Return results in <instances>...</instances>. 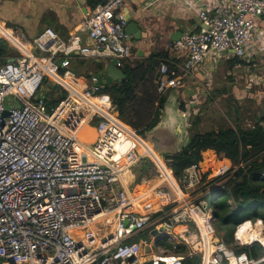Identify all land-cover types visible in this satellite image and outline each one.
I'll return each mask as SVG.
<instances>
[{"label":"built area","instance_id":"built-area-1","mask_svg":"<svg viewBox=\"0 0 264 264\" xmlns=\"http://www.w3.org/2000/svg\"><path fill=\"white\" fill-rule=\"evenodd\" d=\"M135 2L105 0L68 39L47 28L28 42L0 22L28 48L18 47L22 56L0 65V264H183L175 253L179 246L186 247L188 257H201L202 264H264V255L238 254L214 234L216 219L207 201L187 199L203 184L200 165L176 179L165 158L162 167L161 159L149 154L146 144L152 149L153 144L122 121L100 77L82 82L70 70L74 55L111 58L125 67L134 54L126 28ZM198 12L200 30L170 44L184 59L182 66H160L161 95L185 86L202 68L216 67L231 53L251 58L264 0H225L214 10ZM46 78L68 93L51 112L43 97ZM85 123L96 132L91 144L79 137ZM146 158L163 182L154 190L160 207L152 212L139 211L131 191L134 170ZM242 227L235 232L236 245L264 248V229L260 239L242 243L237 237ZM146 231L157 235L134 240Z\"/></svg>","mask_w":264,"mask_h":264},{"label":"crops","instance_id":"crops-1","mask_svg":"<svg viewBox=\"0 0 264 264\" xmlns=\"http://www.w3.org/2000/svg\"><path fill=\"white\" fill-rule=\"evenodd\" d=\"M99 1L101 0H0V22L6 24V26L13 29L14 32L23 34L28 42H33L35 38L42 34L47 28L53 29L61 39H68L79 32L81 25L87 19L88 13L95 8ZM224 3L225 0H136L130 7V23H137L141 29V33H139V39L131 35L130 43L133 47L134 54L130 60L126 61L125 66H148L152 64L157 56L161 55L168 64L170 63L169 66L173 68V70L178 69L184 63V59L170 48V44L174 42L172 36L198 32L200 30L198 10H214ZM262 20H258L256 40L254 46H252L248 52V56H251V58H236V56L231 53V55L223 58L221 62L214 67V69L219 67L214 73H209L208 71L213 67L208 69L209 67L205 66L197 73L191 85L186 84L182 86V89H176L179 91L178 101L180 104L184 102L185 104L183 105L191 106L192 110V108L196 106L194 104L201 105L203 102L205 103L208 100V96L204 97V83L208 82L207 90L210 91V89H212L211 87H213V75L221 71L223 64L227 65L228 70L229 68L232 70L231 74L227 77L242 72L246 73V79L241 80L243 85L242 98L246 100L257 99V97L254 96V91H249L247 86L255 89V85L257 84L254 81V77L259 78L258 76L261 75L258 73L248 74L245 69L248 68L252 70V67L256 66V61L262 60L261 58L264 59V21ZM5 36L2 32L0 33V49L2 47L3 50V54L0 56V65L22 56L23 53L19 51L18 47L25 50L17 44L13 38ZM82 39L83 44L88 45L89 42L87 41L86 34H82ZM37 51L38 50H35L34 52L37 54ZM77 56L78 55L72 58L71 64L73 65H71L70 70L73 72H75V70L78 71V74L81 75V77H78L81 78L82 82H85L87 78L84 76L85 69L79 67L78 64L85 63V61L88 60L92 61L94 64L103 65L101 72L105 74L108 65L113 61L111 58H97L92 55L84 57L85 59H81V57ZM231 58L243 60L244 63L234 66L230 64V61L233 60ZM164 60L163 58L161 59V64H167ZM160 66V64L159 66H155L154 75H157L155 81L151 79L147 82H140L139 87L136 89L139 97H142L147 91L149 92V88L156 89L155 92L158 93L157 82ZM225 74L228 75V72ZM96 76L99 75L96 73ZM240 92L241 90H239V93ZM187 95H191L189 102L186 100L187 98H185L188 97ZM144 105L141 107L135 106V110L131 109L127 113L133 116V114H136V111L139 114L138 111L141 110L143 115L149 107L150 114V112H153V109H157L158 103H155V107L153 108L151 105ZM198 113L199 112L195 109L194 114L191 115H198ZM130 121L134 123L137 122L135 118ZM262 125L264 126V123H262ZM86 126V123L82 126L79 137L83 143L91 144L96 140V132L95 130H89ZM146 146L152 158L156 161H160L162 157L152 149V146L149 143H147ZM151 149L155 152V155L151 154ZM139 150L142 152L144 148L140 147ZM209 175L211 174L209 173ZM142 180L145 179L143 178ZM160 182L161 180L159 183ZM144 184L141 187L137 186L133 194L137 202V209L141 212L158 210L159 208L153 209V207L147 203V192L144 189ZM137 191L139 194H137ZM182 195L183 194H179V196ZM77 234L79 237L83 235L81 232ZM208 237L211 238L209 233ZM235 237L236 233L234 234V238Z\"/></svg>","mask_w":264,"mask_h":264},{"label":"trees","instance_id":"trees-1","mask_svg":"<svg viewBox=\"0 0 264 264\" xmlns=\"http://www.w3.org/2000/svg\"><path fill=\"white\" fill-rule=\"evenodd\" d=\"M101 3H104V0L99 1L97 5ZM2 54L3 50L1 47L0 56ZM73 57L70 59L72 60ZM77 57L85 59L84 56ZM162 58L163 60L165 59L161 55L157 56L149 66H125L122 68L126 73V78L123 82L111 83L104 88L105 93H108L112 97L120 118H123V120L126 118L128 122L133 118L138 119L136 123L130 121L126 124L142 136H145L146 133H149L158 124L169 93L161 95L159 92H155L156 89L149 88V92H146L147 94L145 93L142 97H139L136 89L139 87L140 82H147L151 79L155 81L157 78V75H154L155 66L161 65ZM166 63L168 64V62ZM242 63L244 62L240 59L230 61V64L234 66ZM78 66L85 69L84 76L88 79L96 75L97 70L103 67V65L94 64L88 60L85 63L78 64ZM61 71L64 72V69H61ZM74 73L81 77L78 71L75 70ZM67 94L60 85L53 83L48 78L45 79L43 97L48 112H51ZM155 103H158L157 109H153V112H150V114L149 107L143 115L141 110L138 111L139 114L136 111V114H133V116L127 113L131 109L135 110V106L141 107L144 104V106L151 105L153 108L155 107ZM182 106L184 107V105ZM147 114H149L147 116L150 119L149 122L139 124V120ZM200 117V114L191 115L190 141L187 147L182 152L166 158V160L176 179H181L185 171L191 166L202 163L204 159L203 153L205 152L210 157L215 158L212 152L214 151L217 155L224 156L226 159L240 165L237 170H230L225 175L211 180H208L209 173L205 174L203 176V183L205 184L203 188L204 196L200 200H206L207 195L213 196L214 208L212 209L214 210L216 219L213 226L220 237L236 253H245L250 258L258 259L264 255V248L258 243L244 246L236 245L234 234L238 226L244 222L250 221L255 223L262 221L264 224V126L262 125L264 123V115L251 127H244L237 122L235 127L218 126L207 132H201L200 130L202 126ZM94 125L96 124L94 123ZM86 128L91 131L94 130L88 125ZM152 168H155L152 162L143 160L137 177V184L141 183L145 177L147 179L152 178L149 175V171ZM159 181L160 179H155L153 182L147 183L150 187H154ZM137 194H139L138 191ZM196 202L198 203V201ZM147 235H149L148 231L143 232L136 236L134 240L146 239ZM169 247L172 248V246ZM175 253L182 255L183 264H202L201 257L187 256L185 246H179Z\"/></svg>","mask_w":264,"mask_h":264},{"label":"rangeland","instance_id":"rangeland-1","mask_svg":"<svg viewBox=\"0 0 264 264\" xmlns=\"http://www.w3.org/2000/svg\"><path fill=\"white\" fill-rule=\"evenodd\" d=\"M231 59H234V58H231ZM261 59L262 60L255 62L256 66L252 67V70L248 68L245 69L246 72H248V74L258 73L261 75V76H258L259 78L257 77L255 78V82L257 84L255 85V89L253 87L247 86L249 88V91H254V96H256L257 99H254V100L247 99L246 100L245 98H242L243 97V94H242L243 85H242L241 80L246 79V73L242 72L237 75H231L230 77H227L231 74L232 70L230 68L228 70V67L226 64H223L222 66L223 68L221 69L220 72L213 75V87H211L212 89H210V91L207 90L208 82L204 83L205 85L204 97L208 96V100L205 103L203 102L201 105L194 104L196 106L192 108V114H194V110L196 109L199 112L198 114L201 115L200 117L202 121V126L200 127L201 132H207L218 126L235 127L237 125V122H239V124H241L244 127H251L262 115H264V59L263 58ZM147 68L149 69V67ZM217 69L212 68L211 73H214L215 70ZM101 70L102 69L98 70L97 75L101 76L103 74ZM226 72H228V75L225 74ZM188 84L191 85L192 81L188 80L187 85ZM106 85L108 84H104V87H106ZM178 89H182V87H179ZM239 90H241L240 93H239ZM167 93H169V97L171 98L170 102L175 105V108L179 107V105L177 104V98L179 96V91L170 90ZM187 96L188 97H185V98H187L186 100L189 102V99H191L190 98L191 95L190 96L187 95ZM182 104H185V103L182 102ZM184 108H186V106ZM192 118H190V121H189L190 122L189 132H190ZM121 119L125 123H129L126 118L124 120L123 118ZM135 120L138 121L137 118H135ZM149 120L150 119L145 115L141 120H139V124H146L149 122ZM92 127H95V125L92 124ZM154 137L161 138L162 142L161 143L155 142L153 139ZM147 138L149 142L154 144L153 149L159 155H161L162 151H167V150L171 151L175 147L174 139H172L170 135L165 134V132H161V130ZM212 152L215 158H212L206 153H204L203 154L204 159L202 162L203 164L202 163L200 164V169H201L203 176L207 173L211 174L209 175L208 180L216 176L225 175L230 170L234 171L240 167V165H237L236 163L230 161L229 159H226L224 156L217 155L214 151ZM224 163H226V165ZM140 167L141 166H138L134 170V174H135V180L133 183L134 186L131 187V191L133 192V194L137 186H141L145 182L146 183L153 182L155 179H158L155 168L154 169L152 168L149 171L150 176H152V178L147 179V177H145L144 178L145 180H142L141 183L137 184V177L140 171ZM162 183L163 182H160L159 184H157L155 188L159 187ZM204 187H205V184L203 183L195 191L189 192L187 199H189L190 202H196L200 200L201 198H203L204 196L203 188ZM205 201L208 202V207L214 208L212 195L209 196L208 199L206 198ZM248 222H244L243 224H246ZM261 225L262 227L258 229L260 233L262 232L261 230L264 229V224H260V226ZM253 226L255 227V225ZM213 230H214V234L220 237L219 233L214 228V226H213ZM146 239L151 240L152 235L151 234L147 235ZM154 252L157 253L155 249H154Z\"/></svg>","mask_w":264,"mask_h":264},{"label":"water","instance_id":"water-1","mask_svg":"<svg viewBox=\"0 0 264 264\" xmlns=\"http://www.w3.org/2000/svg\"><path fill=\"white\" fill-rule=\"evenodd\" d=\"M126 32L129 35V41H131V35L139 39V33H141V29L137 23L132 22L128 24ZM181 37L182 34L178 36H172V40L177 41ZM37 54H40V51H37ZM125 78V71L117 67V60L113 59V61L108 65L106 73L100 76V84H111L113 82L121 83ZM170 99L171 98L169 97L166 100L158 124L149 133H146L145 136H143L148 139L147 137L161 130V132L169 134L171 138L175 140V147L173 150L161 152V157L165 159L182 152L190 141L189 121L192 114L191 106L186 105V108L182 109L177 98V104L179 107L175 108V105L170 102ZM154 141L161 143L162 139L157 137ZM145 160L151 162L149 158H146ZM151 235L155 236L157 235V232L153 231ZM149 251L150 248L146 247V252Z\"/></svg>","mask_w":264,"mask_h":264},{"label":"bare ground","instance_id":"bare-ground-1","mask_svg":"<svg viewBox=\"0 0 264 264\" xmlns=\"http://www.w3.org/2000/svg\"><path fill=\"white\" fill-rule=\"evenodd\" d=\"M0 30H1L2 34L11 37V34L8 31H6L3 28V26H1V25H0ZM14 41L17 44H19L21 47H23L26 51L28 50V48L24 47V45H22L18 40L14 39ZM154 153L155 152L151 149V154H154ZM224 164L226 165V163H224ZM161 166L163 167L162 158H161ZM171 183L174 186V188L178 191V193L182 194L180 192V190L178 189V186L176 185L174 180L171 179ZM144 189L147 192V196H146L147 203L150 206H152L153 209L159 208L160 202H159V200L156 197L155 192H154V190L156 188L150 187L148 183H145ZM145 195H146V193H145ZM260 224H262V221H258V223H257V225H255V227L250 223L243 224V227L241 228V230L239 231V233L237 235L238 239L241 240L242 243L250 242L252 240L254 241L255 238H257L256 240L260 239L261 236H260V232L258 231V229H260L262 227V225L260 226ZM206 235L208 236V232H206ZM168 261H169V264H172V261H170V260H168Z\"/></svg>","mask_w":264,"mask_h":264},{"label":"flooded vegetation","instance_id":"flooded-vegetation-1","mask_svg":"<svg viewBox=\"0 0 264 264\" xmlns=\"http://www.w3.org/2000/svg\"><path fill=\"white\" fill-rule=\"evenodd\" d=\"M181 105H183V104H181ZM182 107H183V106H181V108H182ZM184 107H185V105H184ZM184 107H183V109H185ZM155 138H157V137H154L153 139L155 140Z\"/></svg>","mask_w":264,"mask_h":264},{"label":"clouds","instance_id":"clouds-1","mask_svg":"<svg viewBox=\"0 0 264 264\" xmlns=\"http://www.w3.org/2000/svg\"><path fill=\"white\" fill-rule=\"evenodd\" d=\"M209 196L207 195V198H208ZM250 222V221H249ZM256 223H258V221L256 222ZM263 224V223H262Z\"/></svg>","mask_w":264,"mask_h":264}]
</instances>
